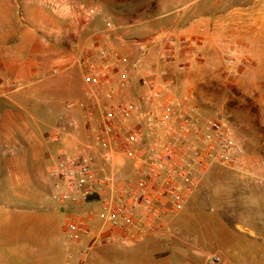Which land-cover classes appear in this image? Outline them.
I'll return each mask as SVG.
<instances>
[{
  "label": "rangeland",
  "instance_id": "obj_1",
  "mask_svg": "<svg viewBox=\"0 0 264 264\" xmlns=\"http://www.w3.org/2000/svg\"><path fill=\"white\" fill-rule=\"evenodd\" d=\"M54 9L64 17L68 10L75 13L81 30L96 20L93 27L81 31V36L78 33L75 50L76 53L81 51L79 54L89 48L93 50L96 36L92 35L103 32L106 23L111 22L114 29L101 40L102 48L108 49L112 43L119 49H136L133 57L118 52L119 56L129 59L126 66L131 70L132 64L140 60L139 70L147 68L151 71V54L143 56L137 41L150 40L162 31L203 39L201 56L191 61L189 69L180 71L177 66L169 67V76L162 81L170 84L172 89L175 87L177 98L187 96L189 104L204 119L220 118L254 164L250 175L239 174L219 164L211 166L181 212L172 220L165 219L167 223L162 234L152 238L148 236L137 243L105 246L103 255L107 264H156L168 258L184 260L189 250L200 254L220 251L221 264H264V211L258 207L260 203L264 204V199L255 193L256 186L226 187L233 181L264 180V0H0V46L13 50L22 40L25 24L41 22L42 11L52 19ZM90 9L100 10L101 14L89 17ZM58 16L54 17L57 19ZM119 36L122 38L118 39ZM42 41L46 51L64 49L49 36L44 35ZM154 50L158 59V49ZM229 55L245 64L234 70L228 68L225 58ZM93 56L97 54L93 53ZM78 59L80 61L81 58ZM59 73L61 70H54V74ZM83 75L78 77L83 78ZM147 76L151 77V72ZM7 83L11 91L22 90L20 93L30 88L28 82L17 79ZM77 84L81 85V82ZM79 90L77 88L76 92ZM74 99L77 100L72 96L59 99L64 104L63 118L69 119L66 133H80L83 126L93 134L89 140L91 148H80L77 152L88 153L93 165L97 157L103 166V158L107 157L110 166H119V170L108 173L117 176L119 184L141 178V168L135 165L136 161L121 155L119 146H114L113 152L103 147L96 130L101 121V111L97 110L90 122H86L82 110L69 114L67 106ZM23 102L30 108L25 100ZM1 108L22 113V108L12 104L7 97L0 98ZM145 111L151 112V108ZM73 121L79 123L77 128L71 127ZM140 123V120H135L131 126L136 127ZM48 125L55 128L59 124L53 122ZM48 137L49 134L46 139ZM149 143L147 140L144 147Z\"/></svg>",
  "mask_w": 264,
  "mask_h": 264
},
{
  "label": "built area",
  "instance_id": "obj_2",
  "mask_svg": "<svg viewBox=\"0 0 264 264\" xmlns=\"http://www.w3.org/2000/svg\"><path fill=\"white\" fill-rule=\"evenodd\" d=\"M100 10H88L89 17L99 16ZM111 22L99 35L113 31ZM143 56L158 49V67L151 77L143 78L142 85L149 90L134 100L101 104V121L97 132L103 147L113 152L119 146L120 154L138 162L142 177L119 184L117 176L99 173L88 153L61 152L50 170L57 193L54 199L59 204L88 206L98 199L100 212L88 210L87 217L70 212L64 234L71 245H78L84 238H92L91 245L82 251L81 264L89 252L100 246L117 243H137L160 228V221L179 212L194 193L200 179L213 165H222L243 175H250L254 164L243 145L225 128L217 117L204 119L201 113L189 104V98H177L172 86L162 79L169 76V67L177 66L187 71L191 61L201 56L203 39L180 36L176 32L162 31L147 41H137ZM99 52L102 60L111 56L122 65L129 59L119 56L115 50ZM234 56L225 58V65L233 69L243 66ZM141 61L132 64L139 71ZM132 80L128 70L120 74V90L128 88ZM87 94L91 102H72L69 110L80 109L86 122L96 115V105L104 84H111L106 71L88 73L85 76ZM116 89L112 87L107 98L113 100ZM151 108L150 111H145ZM140 120L139 126L131 123ZM79 123L73 121L72 128ZM50 140L59 142V130L50 135ZM150 143L146 146V141ZM100 216L102 224L96 231L93 222ZM222 255L211 252L204 264H221Z\"/></svg>",
  "mask_w": 264,
  "mask_h": 264
},
{
  "label": "crops",
  "instance_id": "obj_3",
  "mask_svg": "<svg viewBox=\"0 0 264 264\" xmlns=\"http://www.w3.org/2000/svg\"><path fill=\"white\" fill-rule=\"evenodd\" d=\"M38 1L42 0H35ZM59 12L54 9L52 19H49V14L42 11L41 22H27L22 40L13 50L0 46V98L7 97L12 104L22 108V113L10 108L0 109V264H81L82 251L91 245L92 238L87 237L78 245H71L64 234V224L70 212L81 217H87L90 209L100 212V203L98 199H93L86 207L71 206L69 203L59 204L54 199L57 191L50 170L61 152L78 153L80 148H91L89 140L93 134L83 126L80 133H66L65 126L69 119L63 118L64 104L60 103L59 99L72 96L77 100L74 99L71 103L91 102V97L87 94L85 76L88 73L107 71L111 76V84L103 85L100 103L95 104L96 109L100 111L101 104L105 103L116 104L134 100L136 96L149 90L139 79L148 78L147 75L150 72L152 74L155 66L159 65L154 49L151 50L150 72L147 68L135 72L129 69V66L119 64L112 56L110 60H102L99 51L103 50L104 44L101 40L106 35H99L100 32L92 35L96 36L93 50L89 48L83 54H79L81 51L76 53L78 33L81 36V31H86V27H93L96 20L81 30L80 25L76 23L75 13L68 10L67 16L64 17L57 14ZM56 15H59L57 19L54 17ZM44 35L64 49L46 51L42 44ZM108 49L111 53L112 50L122 54L128 53L130 57L136 53L134 48L119 49L112 43H109ZM93 53L97 56L94 57ZM56 69L61 70V73L54 74ZM125 70H128L132 82L128 88L120 90V74ZM78 75H83V78ZM11 79L28 82L29 90L25 93H20L22 90L11 91L9 83L6 84ZM78 81L81 85L77 84ZM112 87L117 93L113 100H109L107 96ZM77 88L80 89L79 92H76ZM175 90L174 87V96ZM24 100L30 108L26 107ZM68 111L70 114L72 111L80 112V109ZM53 122L59 125L51 129L48 124ZM57 130L61 132L59 142H52L49 137L46 139L47 134L51 135ZM103 159L105 163L102 166V162L99 164L96 157V171L110 173L119 170V166H110L111 162L107 157ZM135 165L138 166V162H135ZM262 180L233 181L226 187L256 186L255 193L264 199ZM201 182L202 178L192 196L199 189ZM258 207L264 211V204L260 203ZM180 212L181 210L163 218L160 228L151 233V238L162 234L167 223L165 219L172 220L173 216ZM101 224V218L97 215L93 222L96 231ZM170 236L173 237V234ZM105 246L108 245L92 249L83 264H107L103 255ZM208 253L211 252L200 254L189 250L184 260L174 261L168 258L156 264H204Z\"/></svg>",
  "mask_w": 264,
  "mask_h": 264
}]
</instances>
